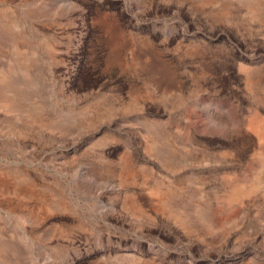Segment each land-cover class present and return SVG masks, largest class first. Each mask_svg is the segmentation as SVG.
Wrapping results in <instances>:
<instances>
[{
	"label": "rangeland",
	"instance_id": "1",
	"mask_svg": "<svg viewBox=\"0 0 264 264\" xmlns=\"http://www.w3.org/2000/svg\"><path fill=\"white\" fill-rule=\"evenodd\" d=\"M0 264H264V0H0Z\"/></svg>",
	"mask_w": 264,
	"mask_h": 264
}]
</instances>
